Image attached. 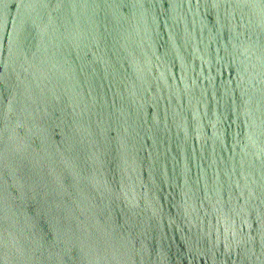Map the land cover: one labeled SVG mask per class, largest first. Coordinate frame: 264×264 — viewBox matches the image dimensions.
<instances>
[{
    "label": "water",
    "instance_id": "95a60500",
    "mask_svg": "<svg viewBox=\"0 0 264 264\" xmlns=\"http://www.w3.org/2000/svg\"><path fill=\"white\" fill-rule=\"evenodd\" d=\"M0 264H264V0H0Z\"/></svg>",
    "mask_w": 264,
    "mask_h": 264
}]
</instances>
